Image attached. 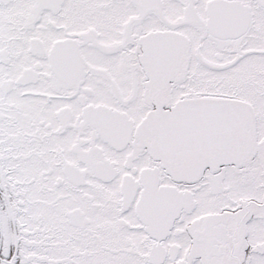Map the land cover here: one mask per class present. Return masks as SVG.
I'll use <instances>...</instances> for the list:
<instances>
[{
	"label": "snow or ice",
	"instance_id": "6c2138e0",
	"mask_svg": "<svg viewBox=\"0 0 264 264\" xmlns=\"http://www.w3.org/2000/svg\"><path fill=\"white\" fill-rule=\"evenodd\" d=\"M0 264H264V0H0Z\"/></svg>",
	"mask_w": 264,
	"mask_h": 264
}]
</instances>
